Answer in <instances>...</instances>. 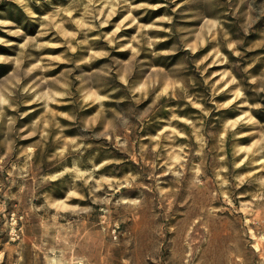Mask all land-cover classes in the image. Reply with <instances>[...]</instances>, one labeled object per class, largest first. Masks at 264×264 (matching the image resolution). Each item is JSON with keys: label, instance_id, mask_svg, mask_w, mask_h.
I'll return each mask as SVG.
<instances>
[{"label": "rangeland", "instance_id": "rangeland-1", "mask_svg": "<svg viewBox=\"0 0 264 264\" xmlns=\"http://www.w3.org/2000/svg\"><path fill=\"white\" fill-rule=\"evenodd\" d=\"M199 205L264 264V0H0V264H200Z\"/></svg>", "mask_w": 264, "mask_h": 264}, {"label": "bare ground", "instance_id": "bare-ground-1", "mask_svg": "<svg viewBox=\"0 0 264 264\" xmlns=\"http://www.w3.org/2000/svg\"><path fill=\"white\" fill-rule=\"evenodd\" d=\"M198 214L199 218L196 220L197 224L194 225L193 229L195 228H200V223H205L207 221H209L208 225L211 231V222L210 219H214V221L219 220L216 218H212L211 216H209L203 206L199 205L196 207V210H194V212H192L184 221V223L181 226L180 229V235L184 234L188 224L192 221V217ZM217 218H221V216H217ZM217 222V221H216ZM217 225L220 227V232H218V236L221 237L222 239L225 240L226 235L224 234L223 231V225H220L219 222H217ZM204 230V229H203ZM209 232V229L207 230ZM194 231L191 235H194ZM209 234V233H208ZM217 233H212V231L209 234V238H208V247L203 249L199 255L197 256V261L200 262V264H207L208 261L211 259L212 260V264H226V260L228 261L227 263L230 264L229 259L233 260L232 264H238L237 260H234L232 258L231 252H235L238 251L237 250V246L236 245H231L228 244L227 242L223 240V242L221 244H214L215 242V236ZM191 248H193V245L191 246ZM230 254V255H229ZM226 257V259H225ZM225 260V262H224ZM181 262V258L179 259V261L177 262V264H180Z\"/></svg>", "mask_w": 264, "mask_h": 264}]
</instances>
